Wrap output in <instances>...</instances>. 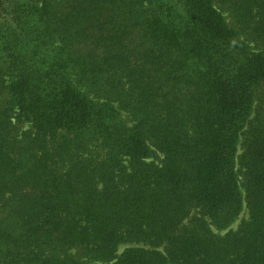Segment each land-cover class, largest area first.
I'll list each match as a JSON object with an SVG mask.
<instances>
[{
    "label": "trees",
    "instance_id": "obj_1",
    "mask_svg": "<svg viewBox=\"0 0 264 264\" xmlns=\"http://www.w3.org/2000/svg\"><path fill=\"white\" fill-rule=\"evenodd\" d=\"M0 264H264V0H0Z\"/></svg>",
    "mask_w": 264,
    "mask_h": 264
},
{
    "label": "rangeland",
    "instance_id": "obj_2",
    "mask_svg": "<svg viewBox=\"0 0 264 264\" xmlns=\"http://www.w3.org/2000/svg\"><path fill=\"white\" fill-rule=\"evenodd\" d=\"M241 216H244V213H242L229 227H231V228H235L236 227V225L238 224V222H239V219H240V217ZM228 228H225V229H216V228H214L213 227V230L215 231V232H218V233H223V232H225L226 230H227ZM127 246H130V245H128V244H121L119 247H118V252L120 253L125 247H127Z\"/></svg>",
    "mask_w": 264,
    "mask_h": 264
}]
</instances>
